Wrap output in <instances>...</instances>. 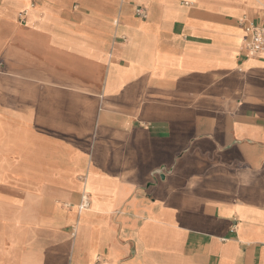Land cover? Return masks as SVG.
<instances>
[{
    "label": "crops",
    "instance_id": "obj_1",
    "mask_svg": "<svg viewBox=\"0 0 264 264\" xmlns=\"http://www.w3.org/2000/svg\"><path fill=\"white\" fill-rule=\"evenodd\" d=\"M263 10L0 0V264H264Z\"/></svg>",
    "mask_w": 264,
    "mask_h": 264
},
{
    "label": "built area",
    "instance_id": "obj_2",
    "mask_svg": "<svg viewBox=\"0 0 264 264\" xmlns=\"http://www.w3.org/2000/svg\"><path fill=\"white\" fill-rule=\"evenodd\" d=\"M141 8L136 9L137 15H142ZM245 30V48L249 55L254 57H264V10L258 21L243 22ZM86 202L82 204L86 207Z\"/></svg>",
    "mask_w": 264,
    "mask_h": 264
},
{
    "label": "rangeland",
    "instance_id": "obj_3",
    "mask_svg": "<svg viewBox=\"0 0 264 264\" xmlns=\"http://www.w3.org/2000/svg\"><path fill=\"white\" fill-rule=\"evenodd\" d=\"M2 67V64H0V68Z\"/></svg>",
    "mask_w": 264,
    "mask_h": 264
}]
</instances>
